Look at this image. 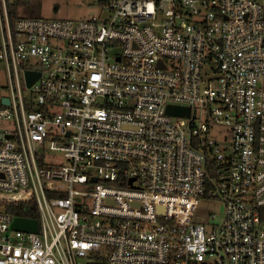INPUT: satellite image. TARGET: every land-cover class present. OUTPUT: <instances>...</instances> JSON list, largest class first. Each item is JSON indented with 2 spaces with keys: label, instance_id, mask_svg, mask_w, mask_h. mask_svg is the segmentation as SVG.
<instances>
[{
  "label": "built area",
  "instance_id": "1",
  "mask_svg": "<svg viewBox=\"0 0 264 264\" xmlns=\"http://www.w3.org/2000/svg\"><path fill=\"white\" fill-rule=\"evenodd\" d=\"M95 2L0 0V202L40 212L0 207V264H264V0Z\"/></svg>",
  "mask_w": 264,
  "mask_h": 264
},
{
  "label": "rangeland",
  "instance_id": "2",
  "mask_svg": "<svg viewBox=\"0 0 264 264\" xmlns=\"http://www.w3.org/2000/svg\"><path fill=\"white\" fill-rule=\"evenodd\" d=\"M41 4V16L45 18H89L99 13L100 7L95 0H38ZM5 66L0 65V82L6 84ZM9 120H0L1 128L14 129ZM57 158L61 153L55 154ZM210 213H216L217 218L224 213V205L220 198L202 199L197 210V219L207 220Z\"/></svg>",
  "mask_w": 264,
  "mask_h": 264
},
{
  "label": "trees",
  "instance_id": "3",
  "mask_svg": "<svg viewBox=\"0 0 264 264\" xmlns=\"http://www.w3.org/2000/svg\"><path fill=\"white\" fill-rule=\"evenodd\" d=\"M12 23L21 16L40 17L41 4L38 0H7ZM0 207L16 216L40 220V212L35 203L27 201L0 202Z\"/></svg>",
  "mask_w": 264,
  "mask_h": 264
},
{
  "label": "water",
  "instance_id": "4",
  "mask_svg": "<svg viewBox=\"0 0 264 264\" xmlns=\"http://www.w3.org/2000/svg\"><path fill=\"white\" fill-rule=\"evenodd\" d=\"M40 75V72L28 70L27 71V79L28 84L31 85ZM6 102H9V99H5ZM168 112L172 114H189L190 109L188 107L183 106H175V105H169L168 106ZM96 180V178H95ZM134 178L130 180V182H133ZM12 229H18V230H24V231H35L37 232L39 230L38 226V220L35 218H27L23 216H15L11 226ZM90 264H110L106 262H90Z\"/></svg>",
  "mask_w": 264,
  "mask_h": 264
}]
</instances>
